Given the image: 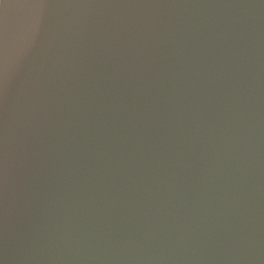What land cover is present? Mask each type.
I'll return each instance as SVG.
<instances>
[{
    "label": "water",
    "instance_id": "95a60500",
    "mask_svg": "<svg viewBox=\"0 0 264 264\" xmlns=\"http://www.w3.org/2000/svg\"><path fill=\"white\" fill-rule=\"evenodd\" d=\"M0 264H264V0H0Z\"/></svg>",
    "mask_w": 264,
    "mask_h": 264
}]
</instances>
